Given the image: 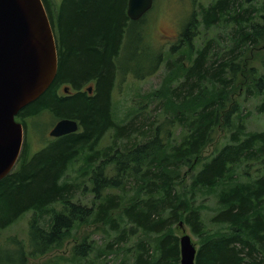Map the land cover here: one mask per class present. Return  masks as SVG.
Here are the masks:
<instances>
[{"label": "trees", "instance_id": "16d2710c", "mask_svg": "<svg viewBox=\"0 0 264 264\" xmlns=\"http://www.w3.org/2000/svg\"><path fill=\"white\" fill-rule=\"evenodd\" d=\"M42 3L54 31L57 72L15 119L27 131L28 119L50 114L75 120L78 129L58 137L48 131L35 151L24 140L15 166L0 179V264L45 256L83 224L102 226L110 237L101 246L91 237L73 243L84 264H180L173 229L179 221L199 240L195 264H264V129L247 130L243 117L234 123L240 100L229 98L239 84L238 97L260 95L257 109L264 111V75L247 54L264 46V0L192 6L164 59L162 51L142 46V17L128 18L127 0ZM220 26L230 31L227 45L203 37L202 30ZM123 51L135 65H126ZM162 63L165 73L150 95L156 106L116 120V75L143 78ZM221 128L227 139L203 156ZM106 135L110 142L101 146ZM187 165L193 169L188 182L178 185ZM211 192L214 230L203 218L202 200ZM28 212L24 239L1 236Z\"/></svg>", "mask_w": 264, "mask_h": 264}, {"label": "rangeland", "instance_id": "374dc122", "mask_svg": "<svg viewBox=\"0 0 264 264\" xmlns=\"http://www.w3.org/2000/svg\"><path fill=\"white\" fill-rule=\"evenodd\" d=\"M49 1H51L53 8H56L60 2V0ZM210 1L212 0H153L152 7L142 16V22L138 25L143 29V34L141 35L142 46L148 45L153 51H162L163 59L170 56V45L176 43L181 27L191 12L190 10L192 6L196 8L198 3L206 5ZM228 33H230L228 28L225 29L222 26L214 27L209 31L202 30L203 37H215L221 45H227ZM222 37L223 40L220 41ZM199 43L200 42L197 44ZM125 44V46H127V39L125 40ZM144 51L146 52L148 49H145ZM176 51L177 50H175V53ZM247 54L250 57V64L264 75V46L258 48L252 47L247 51ZM121 58L124 61H128V63H126L128 66H131L132 64L135 65V61H130L129 52H121ZM139 65H142L141 67H145V69L149 68V63L146 61L140 62ZM165 70L166 66L162 63L155 73L143 78H136L128 71H125L124 73L119 72L116 75L111 93L113 112L116 120H126L129 116L131 117L132 114L140 111V108L144 107L146 108V110H143V113L145 114L146 111L156 106L155 103L150 101V95L154 93L156 94V89L161 82ZM246 78L247 80L245 82H249L252 85L251 77L246 75ZM64 85L66 84H61L58 88L59 93L63 92L62 87ZM238 86L239 84H237L236 88L229 93L231 101L234 99L240 100V111L235 115L234 123L238 117H243L247 130H263L264 111H258L257 109V105L261 101V96L253 93H246L239 98L238 96L241 94V90L237 93ZM263 88L264 87H262L261 90ZM53 119L54 118H52L50 114H38L28 119V130L26 131L24 128V140H27L29 143L31 151H35L46 144V139H49L50 137L48 131L55 122ZM217 132L215 139L205 148L203 156L210 154L227 139V133L222 128ZM101 142V146L108 144L110 142L109 136H104ZM192 170V166L187 165L183 167L180 171L181 178L177 181L178 185H185L188 182ZM75 174L76 173L71 169L70 175L75 176ZM199 199L201 200V198ZM202 201L204 202L203 218L206 226L207 228L214 230L216 226L209 221V218L216 210L215 193H209L207 198ZM30 215V212L22 215L12 225L4 229L1 236L15 235L20 239H24L26 237L27 222ZM98 227L99 228L96 229L95 225L87 224L78 226L74 234L64 241L60 247L52 250L45 256L31 258L27 264L45 263L52 256L60 257L59 264H84L86 258L75 254L72 250V245L73 243L80 241L82 237H91L94 239L97 246L103 245V243L110 237L102 226ZM184 227L186 232L190 234L192 241L197 246L199 243L197 237L191 233L188 226L184 225ZM173 229L178 235L181 234V228L178 225H175ZM111 257H113L112 254L108 255V259Z\"/></svg>", "mask_w": 264, "mask_h": 264}, {"label": "water", "instance_id": "95a60500", "mask_svg": "<svg viewBox=\"0 0 264 264\" xmlns=\"http://www.w3.org/2000/svg\"><path fill=\"white\" fill-rule=\"evenodd\" d=\"M152 5L153 0H127L126 15L137 20ZM57 65L55 36L42 0H0V179L13 169L22 148L23 127L16 114L51 84ZM77 129L75 120L61 118L49 135ZM178 225L179 262L195 264L197 247L182 221Z\"/></svg>", "mask_w": 264, "mask_h": 264}, {"label": "flooded vegetation", "instance_id": "af4514ba", "mask_svg": "<svg viewBox=\"0 0 264 264\" xmlns=\"http://www.w3.org/2000/svg\"><path fill=\"white\" fill-rule=\"evenodd\" d=\"M57 120H59V119H57ZM57 120H56V121H57ZM56 121H55V122H56ZM55 122H54V123H55ZM54 123H53V124H54ZM23 137H24V127H23Z\"/></svg>", "mask_w": 264, "mask_h": 264}, {"label": "bare ground", "instance_id": "6f19581e", "mask_svg": "<svg viewBox=\"0 0 264 264\" xmlns=\"http://www.w3.org/2000/svg\"><path fill=\"white\" fill-rule=\"evenodd\" d=\"M90 93V92H89Z\"/></svg>", "mask_w": 264, "mask_h": 264}]
</instances>
